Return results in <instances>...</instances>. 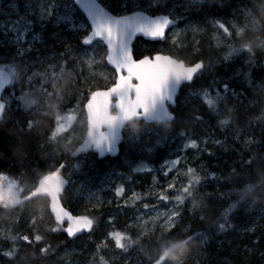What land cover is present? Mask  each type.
<instances>
[{
  "label": "snow or ice",
  "instance_id": "1",
  "mask_svg": "<svg viewBox=\"0 0 264 264\" xmlns=\"http://www.w3.org/2000/svg\"><path fill=\"white\" fill-rule=\"evenodd\" d=\"M203 2L204 0H186L185 10ZM253 2L259 4V14L247 5L237 10L243 23L235 14L230 21H211L215 48H227L221 57L225 64L245 53L246 64L256 63L255 55L252 54L253 44L248 36L251 32L261 33L264 37V25L260 19L264 17V0ZM165 3L166 0H145L143 4L141 0H132L131 15L126 12L114 15L105 0H66L63 5L58 0H25L23 10L21 4L13 0L10 7L16 12L23 11V14L13 22L11 29L18 33L14 41L17 55L11 63L0 65V122L9 119L8 113L14 107L50 118L48 130L42 134L48 144L63 145V151L57 147L51 152H46L45 158L51 155L53 164L46 173L33 169V173L38 174L30 176L28 183L24 181L25 171H19L12 177L0 172V214H6L8 220L6 226L0 227V264H20V260L25 258H30L29 264L33 259L46 264L53 253L52 244L46 239L49 235L63 234L66 237L65 243L79 239L83 233L92 236L96 220L91 215H76L64 206L65 199L69 197L66 189L70 180L63 174L66 164L56 162L55 157L67 153L76 158L90 151H94L99 157L115 155L119 151L118 145L122 142H130L135 147L141 143L142 137L140 133L125 137L123 130L128 124H140L143 137L152 141L155 131L151 127L153 122L176 121L177 117L170 109L177 108V97L184 85L188 86V93L179 106L188 108L183 120L185 124L203 126L208 122L206 115L219 117L218 124L225 130L230 124L238 122V118L233 116L235 109L224 106L230 96L238 99V94L227 83L213 78L210 87L216 89L214 96L210 95L208 88L192 87L195 81L206 73L208 66L203 58L190 61L183 52L191 47L193 55L201 54V41L194 38L193 43L188 45L178 38H182L187 32H192L195 37V34L203 33L205 29L195 24H189L180 30L174 29L172 26L175 19L171 14L153 12ZM127 7L128 4L122 5V8ZM37 9L41 27L45 25L46 19L54 18L57 27L63 26V29L78 38L83 46L77 49L67 39L60 37L58 41L65 45L64 50L58 57H47L48 61L54 62H49L43 71L36 69L35 62H30L26 56L35 43L42 42V35L33 34L27 48L22 43L26 39L25 33H31L33 24L37 22L29 19L36 17ZM77 12L82 15H77ZM137 42L149 45L151 50L146 48L138 56L135 51ZM260 42L264 44V38ZM77 51L80 52L79 56L74 54ZM39 63L43 66L45 62ZM244 77L245 82L255 89L251 75L244 73ZM74 93L76 102L69 108L67 104ZM197 100L206 108V113L200 110ZM240 103L243 105L242 101ZM249 105L255 106L252 102L243 106L247 108ZM40 123L39 120L29 119L19 130L30 135ZM260 123H264V111L248 118L249 125ZM179 135L185 138V149H194L201 154L207 152L212 156L214 153L207 148V145L212 143L228 151L225 147L226 140L212 136L193 139L189 138L185 131H180ZM157 137L153 147L146 149L149 156L154 154L163 141L169 139V135L159 138L158 133ZM235 138L239 139L240 134L236 133ZM244 143L251 145L261 141H257L253 135ZM139 151L145 153V149ZM257 161H264V157L254 154L247 160L242 158L240 171L250 170ZM18 163L22 168L23 160ZM182 164L185 165L186 171L178 167ZM130 168L133 173L152 171L151 166L144 163L134 167L130 165ZM161 172L166 178L170 173L175 174L158 192L149 193L155 197L156 203H143V211L138 210L133 216L128 227L138 229L136 236L133 237L125 231H108L96 243L92 261H86L85 264H96L97 257L99 264H110L102 255L103 252L111 250L109 241L114 242L115 250H118L112 259L122 261V264H131L133 259L135 264H145V261L139 259L141 254L151 258L150 264H169V257L173 254L183 255L194 243L205 245L212 238L213 226L218 233L232 228L231 217L255 188L253 184L247 183L238 193L239 199L228 204L223 214L215 217L213 225L207 230L193 231L190 225L180 229L178 224L183 220L185 211L191 214L192 219H196L198 215L200 221L206 220L204 210L198 211L196 205L191 203L192 193L195 191L204 200L222 198L224 194L217 197L215 193L201 191L206 187L209 176L218 182L220 177L205 172L203 165L200 169L187 165L185 158L179 156L164 161ZM236 173L234 168L227 178L229 182H232ZM181 176L187 177L186 183L179 180ZM85 191L86 186L81 185L76 189V194H85ZM124 192L123 186L115 188V196L118 199ZM94 195L88 191L84 196L88 205H91L85 206L87 212H99L104 203L112 204L111 200H101L99 204H95L92 201ZM131 199L138 200L140 197L133 193ZM161 203L168 205L166 210H159ZM36 204L39 205L37 209H31L27 216L22 214L30 205ZM17 206L19 211L16 210ZM128 206L127 203H117L120 208ZM153 209H156L155 214L150 215ZM45 216H48L52 223L41 231ZM22 222L26 229L20 231ZM113 222L114 218L109 217L107 223L112 225ZM253 230L246 229L248 232ZM254 243L258 244L259 241ZM5 244L9 245L7 250H4ZM149 247L154 251L148 252L146 249ZM69 255L71 253H65V257ZM75 264L81 262L76 260Z\"/></svg>",
  "mask_w": 264,
  "mask_h": 264
},
{
  "label": "trees",
  "instance_id": "2",
  "mask_svg": "<svg viewBox=\"0 0 264 264\" xmlns=\"http://www.w3.org/2000/svg\"><path fill=\"white\" fill-rule=\"evenodd\" d=\"M13 0H0V19H13L16 21L21 12L14 11L10 5ZM16 2L20 3L19 0ZM177 0H166L164 6H159L158 10L162 13H169L171 7H175ZM253 0H204V2L199 7L191 8L190 10L183 13L184 21H192L193 23H197L201 28L205 29L203 33L196 34L195 37L192 36V39L189 40L187 37L182 39V42L188 45H191L195 40H200V48L201 54L194 55L196 59L203 58L206 65L209 66L212 63L213 59L216 57L214 54V50L211 48V43H209V34L211 29H209V22L212 20H220L218 17L220 14L224 15V18H228L235 12L239 5H247L254 7V2L251 4ZM22 8V4H21ZM110 12L116 13L115 9ZM178 12L180 10H177ZM10 12V14H7ZM132 12V11H128ZM78 15H82L77 12ZM4 15V16H3ZM83 18V17H82ZM183 23H179L181 25ZM32 32V34H34ZM50 34L42 32L43 40L42 42H38L35 44L33 49L26 53L27 58L30 62H35V68L43 71L49 62L46 58L49 57V54H54L56 52L55 49L52 48L51 42L48 38ZM68 38V42L75 45L77 49H80L82 46L79 43V39L73 37L70 34H66ZM29 36V35H28ZM258 39H262L264 37L261 36V33L256 34ZM142 46V50L139 48L135 49L136 54L139 56L142 54L145 49L151 50L149 45L139 43ZM65 47V46H64ZM8 50V51H7ZM64 49H62L63 51ZM192 50L191 47L184 50L183 54ZM7 51V52H5ZM50 52V53H49ZM79 56L78 52L74 53ZM17 55V51L9 49L8 46L4 48H0V65L11 63L13 58ZM257 59V60H256ZM255 60L260 63L261 66L255 68L248 67L247 69H241L235 63L230 64H220L215 66L211 73H209V84L202 85L198 81L192 85L193 88H208L210 91V95L214 96L216 89L211 86V82L213 78L220 81L221 83H227L231 89H236L238 85L236 81L239 79L234 77V74L242 73L241 77H243V73H249L253 80L254 84H259L264 88V56H261L259 53L255 55ZM39 61H44V65L42 66ZM71 68V63L69 64ZM95 87V85H93ZM222 88V85H221ZM17 92H19V85H17ZM181 94L188 92V86L186 85L181 89ZM68 99V98H66ZM249 100L255 106L249 105L245 108L243 105H248V102L243 105L234 103L233 108L235 111L233 112V116L238 118V122L234 124H230L234 133L242 134L239 139L235 138V134H232L227 131L226 135L221 138V140H226L225 147L228 148V151H224L219 147L217 151L218 157L214 160L216 161L213 166L207 165L204 167V171L208 173H214L216 176L220 177L219 182L209 176L206 187L201 191L204 193H215L217 197L220 194H224L222 198L216 199L212 198L209 200H204L200 202V210L203 209L206 214V220L200 221L198 217L196 219H192L187 217L185 214L183 220L180 224H178V228L182 229L183 227L191 226L193 231L200 230L205 231L210 226L213 225V221L215 217L222 215L223 210L228 204H231L235 200L239 199L238 193L242 191V189L246 186L247 183H251L255 186L254 191L248 194V196L242 201L240 206L236 209V213L231 217V223L233 225L232 228L228 229L226 232L218 233L213 226L211 236L212 238L208 240V242L199 246L194 243V246L187 250L186 259L184 264H264V204H258L259 206H263V212L259 216L260 219L257 221L256 226L253 228L254 230L251 232L244 231L236 232V229L240 226V224H246L247 216L244 215V209L250 203H253V198H259L260 200H264V161H257L256 164L252 166V168L248 171H240V161L243 158L247 160L250 155H260L264 157V123L249 125L248 118L259 115L261 111H264V93L257 94H249ZM76 98L75 93L69 99L67 107L71 108L75 105ZM206 109V108H205ZM176 115L177 119L174 123L164 124L166 128H170L172 130L176 129V127H182L183 120L186 115L179 113L178 106L173 111ZM203 112V111H202ZM206 113V112H205ZM9 119L0 122V172L10 177L15 176L19 171H25L26 175L24 178L25 183L29 182V177L32 175H37L39 173H46L49 167L53 164V158L51 155L48 158H45L46 152H51L52 146L55 144H48L46 141V137L42 134L48 130V119L44 118L39 113H27L22 109H16L15 107L11 112L8 113ZM39 120L41 123L35 128L32 133L29 135L27 133H22L19 129L26 125L27 120ZM206 120L208 121L203 125V127L211 130L214 124V119L208 115H206ZM255 136L257 141H261V143H254L251 145H245L244 140L247 137ZM124 143L121 146L120 155L118 158L106 160H98L95 154L87 153L89 157L88 163L83 166V169L79 171L80 177H98L101 174L106 173L109 170L114 172L120 171V165L118 164V159L122 154ZM19 149V151H17ZM83 155V156H85ZM80 158V157H79ZM23 160V167H19V161ZM76 159H70V155L55 157L56 162L68 163L70 161H74ZM129 165L133 164L132 161L128 162ZM150 165L149 163H144ZM153 169V167H151ZM236 169L237 173L232 178V182L228 181V177L232 174L233 169ZM33 169H37V173H33ZM203 174V173H202ZM243 181L244 183H239ZM68 199H65L64 206L73 212L76 215H81L79 211H74L73 207L67 203ZM131 202V199H126L125 203ZM39 207L38 204L30 205L29 209H25L22 213L24 216L28 215V212L31 209H37ZM215 209V210H214ZM19 211V206L16 208ZM6 216V214H0ZM91 216L96 220V227L92 236L90 237L88 233L82 235L79 239L74 241H66V237L63 234L49 235L46 239L52 244L53 253L49 256L46 261V264H57L58 256L63 252V249L69 248L75 243H78L80 247L86 249V251L95 252L96 243L100 241L102 237L106 235V233L110 230H122L121 227H113L112 224L109 226L107 220L109 217L115 219L113 213L108 211L105 208H101L99 212H95L91 214ZM198 216V215H197ZM52 223V220L49 219L48 216H45L43 225L41 226V231L44 230V227H47ZM8 224V220H0V227L6 226ZM26 229V225L22 222L19 226V230L23 231ZM129 233V232H128ZM254 241H259V243H254ZM114 242L109 241V245H113ZM170 246V245H169ZM9 247L8 244H5L4 250H7ZM163 247V245H162ZM247 248V251H245ZM148 252H153L152 248L146 249ZM107 252L102 253L107 257ZM181 254H175L172 256V259L175 258H183L185 256ZM141 259L145 261V264H150L149 256L141 254ZM30 258H25L20 260V264H29ZM110 264H122V261L117 260H109ZM97 264H99V258L97 257ZM31 264H42L39 260H31Z\"/></svg>",
  "mask_w": 264,
  "mask_h": 264
},
{
  "label": "rangeland",
  "instance_id": "3",
  "mask_svg": "<svg viewBox=\"0 0 264 264\" xmlns=\"http://www.w3.org/2000/svg\"><path fill=\"white\" fill-rule=\"evenodd\" d=\"M19 2L20 4H22L21 10H23V5L25 3V0H19ZM58 2L61 5H63L66 2V0H58ZM185 2L186 0H177L175 7H171L170 8L171 10L169 11V13H165V14H171V16L174 17L176 21H178L179 23H183L181 25L173 27L176 30L184 29L189 24L198 25L197 23H193L192 21H184L183 13H186V11H188V10H185V5H184ZM105 3L108 5L109 9L111 10L115 9V12H116L115 14H119L121 12H126L127 14L128 11H132V0H105ZM141 3L142 4L145 3V0H141ZM124 4H128V7L122 8V5ZM201 4L194 5L191 8H194L195 6L199 7ZM251 4H253V2ZM245 6L246 5L237 6L238 8L235 9V12H233V14H231L230 17L220 18V20L230 21L232 20L233 15L235 14L238 18H240L241 23H243L241 14L237 12V10L242 9ZM248 7L255 10V7H252V6H248ZM158 8L159 6L153 10L154 14L162 13L160 12V10H158ZM177 10H180V11L178 12ZM61 11L62 12L64 11L63 7H61ZM21 13L23 14V11H21ZM7 14H10V12H7ZM38 16H39V9H37L36 17H29V19H34L37 21L32 26V32L35 31L34 34L39 33L41 35L44 30L45 32H48L50 34L48 38L51 42L52 48L56 50L54 54H49V57L52 55H57L58 57V54L62 52V49H64V46H65L59 43L58 41L59 38L62 37L68 40L69 37H67L66 34H70V35L72 34L64 30L63 26L57 27L54 23V18L52 20L46 19L45 25L41 27L38 21ZM13 22H14L13 19H6V20H4L3 18L0 19V48H4L8 46L9 49L17 51V46L14 43V41L18 33L14 30H11ZM209 26L212 27L211 21L209 22ZM32 32L25 33L26 39L22 42L25 48H27L28 43L31 42L32 40V35H33ZM253 34L254 33H251V32L249 33V36H248L249 40L252 38ZM256 34L257 33H255V35ZM169 35H171V33H169ZM213 35H214V30L212 27V29L210 30V34H209V43H211L212 45L213 43H215V41L212 40ZM192 36H194L192 32H187L184 34L182 38H178V39H184L185 37H187L189 40H191ZM137 48H139L140 50H142L143 48L142 46H140L139 42H137V44L135 45V49ZM220 49L222 50L220 52V58L219 59L214 58L213 59L214 61H212V63H210L209 66L207 65L208 67H207L206 73L202 77L198 78V81L200 82V84L208 85L209 84L208 78L210 75L209 73H211V70H213L215 66H218L222 63L225 65L221 57L227 51V48L221 47ZM77 52L80 55V52L79 51ZM246 55H247L246 53L242 54L240 57L234 58L232 61L228 62L227 64L235 63L237 64L239 68L243 70L247 69L248 67L251 68L254 66L255 68H257L261 66L260 63L256 61L257 59L255 60L256 63L253 65L246 64L245 63ZM241 74L240 73L234 74V77L239 78L236 81V84L238 85V87L236 89L234 88L232 89L238 94V99L232 98L230 96L229 100L224 105L225 107H233V106H230V104L231 105H234V103L240 104L241 101L243 102V104L246 102L248 103L252 102L249 100V94L264 93V88L259 84L257 85L254 84L256 86L255 89H253V87H250L245 82V77L244 76L241 77ZM187 93L188 92L178 97V102H177L178 110H179V113L181 114H185V112L188 111V108L179 106L180 102L184 100ZM196 103L200 105L201 111L207 112V110L201 104L199 100H197ZM210 117L214 119V124L212 125L213 127L211 128V130H208L207 128L200 126V125H190V124H185L184 122H183L184 126L176 127V129L174 130L170 128H166L165 125L152 124L151 127L155 130L153 133L152 141H149L147 140V138L143 137L142 126L140 124H135V125L129 124L127 127H125L124 136L125 137L135 136L137 133H140L142 137V141L140 144L136 145L135 147L132 146L130 142H124L122 154L118 159V164L121 166L119 173L109 170L106 173L99 175L97 178L96 177L95 178L85 177V176L80 177L79 171L82 170L83 166H85L88 163L89 157L87 155L80 157L74 161L65 163L66 168L63 170V174L66 178L70 180V183L68 184L67 189H66L67 193L69 194V197L67 198L68 199L67 203L73 207L74 211H79L81 215H91V214H94L95 212H87L85 210V206L88 205V201L87 199L84 198V196H86L88 191L95 194L92 197V201L95 204H99L101 200L105 202L111 200L112 201L111 205L104 203L102 208H105L114 214L115 219L113 222L114 225L112 226L115 227V229H117L116 227H121L122 230L120 231L129 232L133 237H135L138 232V229L128 227V225L132 223L133 216L136 214L138 210L141 212L143 211V208H142L143 203H148L150 205L156 203L155 197L149 195V193L158 192L163 186H166L168 180L171 179L172 176L175 174V173H170L169 177L167 178L163 176L161 172V168L163 166L164 161L168 159H174L177 156H179V157L185 158V163L187 165L193 166L197 169H200L201 165H203L204 167H206L207 165L213 166V164L216 162L214 160L218 157V155L216 154L217 151L219 150L218 146H215L212 143H209L207 145L208 150L214 153L212 156H209L207 152H204L203 154H201L194 149H185L183 148V144L186 142L185 138L180 136L179 132L185 131L187 132L188 137L193 138V139H203L205 137L212 136L213 138L220 139V140L222 137L226 135L228 130L232 134H235L234 130L230 128L231 125H229L226 130L222 129L218 124L219 117H213V116H210ZM157 133L159 134V138L162 139L169 135V139L163 141L162 145L155 150L154 154L149 156L150 154L147 153L146 149L148 147H153L155 139L158 138ZM240 136H242V134H240ZM251 138L252 136L247 137L246 139H251ZM57 147H59L61 151H63V145H56V144L52 146L51 151H53ZM201 147H204V146L201 145ZM139 149H145V153L142 154L139 151ZM65 155H70V154L66 153ZM130 161H132L133 164H130V165H132L133 167L141 163H149L151 164V167H153V169L151 172L133 173L128 163ZM178 167L186 171L185 165L182 164V165H179ZM179 180L186 183L187 177L181 176ZM81 185L86 186L85 194L77 195L76 189L80 188ZM117 186H123L125 188L124 195L119 199L115 196V188ZM133 193L137 194L140 197V199L138 200L131 199ZM126 199H131V202L128 203L129 205L128 207H125V208L117 207V203L123 204L126 202ZM201 201H202L201 195L193 191L191 203L196 205L198 211L200 210ZM88 206L91 207V205H88ZM167 207L168 205L161 203L159 205V210H166ZM262 207L263 206H259L258 204L253 205V203H250L248 206L245 207L244 215L247 216L246 221L248 222H246V224H243V225L240 224V226L236 229V232L238 234L239 232H244L246 231V229L254 228L256 226L257 221L260 219L259 216L263 212ZM155 211L156 209H153L150 211L149 214L154 215ZM185 214H187V217L192 218L189 212L185 211L184 216ZM145 218H147V216ZM148 226L150 227L151 225L149 224ZM110 249L111 250L107 252V257L109 258V260H114L112 259V257L114 253L118 250H115L114 244L110 245ZM66 252L71 253V255L65 257ZM134 252L135 250H133V253ZM92 254L93 252L86 251V249L80 247L78 243H75V245H72L69 248L63 249V252L57 258V262H58L57 264H75L76 260H79L81 264H85L86 261L87 262L92 261ZM139 259L143 260L141 259V257H139ZM181 259L182 257L175 258L173 260L180 261ZM97 263L98 262H96V264ZM131 264H135L134 259L132 260Z\"/></svg>",
  "mask_w": 264,
  "mask_h": 264
},
{
  "label": "clouds",
  "instance_id": "4",
  "mask_svg": "<svg viewBox=\"0 0 264 264\" xmlns=\"http://www.w3.org/2000/svg\"><path fill=\"white\" fill-rule=\"evenodd\" d=\"M256 12L259 14L260 12V6L259 4H255L254 5ZM261 24L264 25V17H261ZM252 44H253V55H256L257 53H259L261 56H264V44H261V39H258L257 36L255 35V33L253 34L252 38L250 39ZM255 204H264V200H260L259 198H253V205ZM7 219V216H3L0 215V220H5ZM194 246V244H192L188 250H190L192 247ZM186 254L185 256L180 260V261H174L172 259V256L169 257V264H184V261L186 259ZM175 255V254H173ZM150 257H149V261H150Z\"/></svg>",
  "mask_w": 264,
  "mask_h": 264
},
{
  "label": "water",
  "instance_id": "5",
  "mask_svg": "<svg viewBox=\"0 0 264 264\" xmlns=\"http://www.w3.org/2000/svg\"><path fill=\"white\" fill-rule=\"evenodd\" d=\"M113 14V13H112ZM132 13H129V15H131ZM115 15V14H114ZM84 18H86V17H84ZM176 24V21H175V23H174V25ZM173 25V26H174ZM180 93V92H179ZM179 95V94H178ZM154 124H159V125H164V124H170V123H168V122H162V121H155V122H153ZM129 125V124H128ZM127 126V125H126ZM125 126V127H126ZM125 130V129H124ZM124 130H123V135H124ZM123 143V142H122ZM122 143L121 144H119L118 145V149H119V151L115 154V155H106L105 157H99L98 156V154L97 153H95L94 151H90V152H88V153H92V154H95L96 155V157H97V159L98 160H105L106 158H109V159H115V158H118V156L120 155V147H121V145H122ZM78 146V145H77ZM83 154H86V153H82V154H80V156H83ZM79 156V157H80ZM71 157V156H70ZM71 158H73V157H71ZM76 158H78V157H76ZM84 234H86V233H83V234H81L80 236H82V235H84Z\"/></svg>",
  "mask_w": 264,
  "mask_h": 264
},
{
  "label": "flooded vegetation",
  "instance_id": "6",
  "mask_svg": "<svg viewBox=\"0 0 264 264\" xmlns=\"http://www.w3.org/2000/svg\"><path fill=\"white\" fill-rule=\"evenodd\" d=\"M219 19L220 18H224V15L223 14H220L219 15V17H218ZM179 25V22H178V24L176 25V26H178ZM209 29H212V27L211 26H209ZM210 31V30H209ZM214 46V47H213ZM211 48L213 49V48H215V43H213V45L211 46ZM167 50V49H166ZM214 50V55L216 56L215 58L216 59H219L220 58V52L222 51L220 48L219 49H217V48H215V49H213ZM186 58H188L190 61L191 60H198V59H196V57L193 55V53H192V50H188V51H186L184 54H183ZM214 61V60H213ZM185 87V86H184ZM183 88V87H182ZM181 88V89H182ZM181 91V90H180ZM180 94H181V92H180Z\"/></svg>",
  "mask_w": 264,
  "mask_h": 264
},
{
  "label": "bare ground",
  "instance_id": "7",
  "mask_svg": "<svg viewBox=\"0 0 264 264\" xmlns=\"http://www.w3.org/2000/svg\"><path fill=\"white\" fill-rule=\"evenodd\" d=\"M176 21V20H175ZM178 24V21H176V24L174 25V26H172V27H175L176 25ZM87 154V153H86ZM83 155H85V154H83ZM71 156V155H70ZM80 157H83V156H80ZM79 158V157H78ZM78 158H72V159H78ZM70 159H71V157H70Z\"/></svg>",
  "mask_w": 264,
  "mask_h": 264
}]
</instances>
